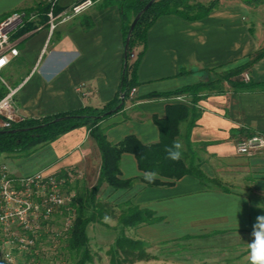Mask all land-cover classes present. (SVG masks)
I'll use <instances>...</instances> for the list:
<instances>
[{
	"label": "crops",
	"instance_id": "obj_1",
	"mask_svg": "<svg viewBox=\"0 0 264 264\" xmlns=\"http://www.w3.org/2000/svg\"><path fill=\"white\" fill-rule=\"evenodd\" d=\"M75 1L58 0L57 11ZM94 1L87 11L58 23L51 33L45 21L16 38L19 54L7 67L17 87L19 115L42 117L83 106L100 107L116 94L124 51L121 0ZM38 2L42 0H0V19ZM88 20L91 26L85 28L83 22ZM262 46L264 0L257 5L220 0L198 20L159 16L147 30L136 71V99H127L119 112L103 122L107 139L117 143L131 134L144 144L157 142L159 132L152 117H162L168 104L179 103L167 93L206 79L205 69L241 65ZM141 48L136 46L135 53ZM181 68L191 72L180 74ZM244 72L249 80L264 82V57ZM151 94L156 96H147ZM196 107L199 117L190 131L188 157L226 190L190 175L177 180L158 176L165 183L147 185L141 181L145 172L139 170L134 155L125 152L120 156V176L133 179L132 185L113 192L123 201L151 210L156 218L137 225L135 239L155 246L180 243L190 250L242 249L239 254L246 256L253 224L264 216V155L238 154L235 143L246 129L264 133V90L232 92L225 84L223 92L202 94ZM179 128L183 132L185 122ZM178 141L186 151L183 139ZM20 160H5L11 174L79 171L81 176L74 181L89 187L100 168L99 151L84 126Z\"/></svg>",
	"mask_w": 264,
	"mask_h": 264
},
{
	"label": "trees",
	"instance_id": "obj_2",
	"mask_svg": "<svg viewBox=\"0 0 264 264\" xmlns=\"http://www.w3.org/2000/svg\"><path fill=\"white\" fill-rule=\"evenodd\" d=\"M149 1L121 0L119 3L123 44L125 46L127 38L128 44L123 51V64L118 90L111 100L100 107L83 106L42 117H24L12 123L10 127L0 130V159L2 156H12L14 158L28 156L39 147L52 142L61 134L80 126H84L93 139L100 154L99 174L92 186L75 193L72 201L74 217L69 237L66 240L67 253L77 254L78 259L74 264H85L91 260L87 247L86 227L88 223L101 220L105 216L104 208L96 200L100 187L105 184L113 190H121L129 189L132 185L133 179L120 176L119 161L122 153L133 154L139 170L143 172L154 171L158 173L159 177L172 180L190 175L197 178L202 184H214L226 190V187L218 180L207 177L200 169L199 164H195L188 157V152L191 151L190 131L199 117L196 103L202 94L223 92L225 90L224 84H227L232 92L264 90V82L243 81L240 78L242 72L250 69L255 62L264 57V46H262L249 55L246 62L228 69L217 78L207 76L204 80L167 93V95L182 93L187 95L191 106L188 107L182 103L168 104L162 117H152L159 132L157 142L144 144L131 134L126 135L117 143L110 142L106 137L107 127L103 125V122L109 116L119 112L127 99L132 101L136 99L133 96L129 97L128 93L132 87L138 84L136 71L143 54L147 30L150 26L159 16L167 14H174L186 20H198L208 15L218 5V0H209L206 3L200 0H153L148 8L141 13L129 33L132 19ZM243 1L250 5H257L262 0ZM33 8H36L39 12V19L36 24L45 22L47 5L38 2ZM36 24L33 22L26 23L13 34V37L17 38L24 32L32 30ZM83 25L85 28H89L91 21H84ZM138 45H141L142 48L138 53H134V48ZM132 53H134L133 58L130 57ZM208 70L210 69H205V72ZM187 72H191V70L181 68L179 71L180 74ZM4 94L5 89L0 87V98ZM121 95H124L123 103L117 110H114L121 101ZM147 96L152 97L156 94ZM182 122H185L183 132L179 128ZM254 133L256 132L246 129L243 137ZM179 138H182L186 144V151L181 149V159L173 161L167 158L166 148L171 147L173 142L178 141ZM141 181L147 185L165 183L159 179L149 183L144 177L141 178ZM154 220L156 218L151 210L140 208L128 200L124 201V207L117 217V222L123 228L149 224ZM144 247L143 240L130 238L121 232L108 251L109 264H126L142 259L145 256Z\"/></svg>",
	"mask_w": 264,
	"mask_h": 264
},
{
	"label": "built area",
	"instance_id": "obj_3",
	"mask_svg": "<svg viewBox=\"0 0 264 264\" xmlns=\"http://www.w3.org/2000/svg\"><path fill=\"white\" fill-rule=\"evenodd\" d=\"M58 0H42L47 5L45 12L48 31L51 33L58 23L82 14L93 6L94 0H77L67 8L57 11ZM39 12L14 10L0 19V87L5 94L0 98V130L24 117L14 105L17 87L11 86L2 72L19 54L17 40L13 34L26 23H37ZM39 28V25L33 29ZM134 57V53L130 55ZM241 80L248 81L247 72ZM83 84L76 86L81 91ZM135 87L129 90L132 97ZM176 102L189 105L185 94H174ZM238 154L264 155V133L242 137L235 143ZM81 176L79 171L49 173L37 171L28 175H13L5 164H0V264H60V250L66 254V240L74 217L72 207L75 192L72 182Z\"/></svg>",
	"mask_w": 264,
	"mask_h": 264
},
{
	"label": "rangeland",
	"instance_id": "obj_4",
	"mask_svg": "<svg viewBox=\"0 0 264 264\" xmlns=\"http://www.w3.org/2000/svg\"><path fill=\"white\" fill-rule=\"evenodd\" d=\"M200 1L206 3L209 0ZM219 2L220 0H218V3ZM8 69L7 67L2 72V75L11 86H14V83H11ZM228 69L227 67L211 68L205 73L206 76L217 78ZM14 105H17L15 97ZM25 157L27 156L20 157V161L24 162ZM7 158L14 157L2 156L0 164H5L4 162ZM70 186L75 193L89 188L85 183L80 184L75 181H73ZM113 191L115 190L111 191V188L103 184L96 195L97 202L104 208L105 216L101 220L87 224V247L90 252L91 260L85 264H109L108 251L113 246L115 238L123 232L124 235L135 239L134 236L138 233L134 231L135 227L123 228L117 222V217L124 207V201L122 195L114 193ZM141 240L145 243L144 258L126 264H249V254L246 256L239 254L242 249L190 250L184 247V244L180 243L155 246L145 242L143 238ZM60 252L62 256L60 264H74L78 259L76 253L69 254L66 252L65 254L63 249H61Z\"/></svg>",
	"mask_w": 264,
	"mask_h": 264
},
{
	"label": "clouds",
	"instance_id": "obj_5",
	"mask_svg": "<svg viewBox=\"0 0 264 264\" xmlns=\"http://www.w3.org/2000/svg\"><path fill=\"white\" fill-rule=\"evenodd\" d=\"M182 147L183 145L179 141L173 142L171 147L166 148L167 158L173 161L180 160ZM142 175L149 183L158 178V173L154 171L145 172ZM251 236L252 239L248 243L249 264H264V216H258L256 218Z\"/></svg>",
	"mask_w": 264,
	"mask_h": 264
},
{
	"label": "water",
	"instance_id": "obj_6",
	"mask_svg": "<svg viewBox=\"0 0 264 264\" xmlns=\"http://www.w3.org/2000/svg\"><path fill=\"white\" fill-rule=\"evenodd\" d=\"M152 1H153V0H150V1H149V2L143 7V9H142L141 11H139V12L135 15V17L132 19L131 24H130V27H129V33H130L131 30L133 29L134 24H135V22L138 20V18H139V16L141 15V13H142L143 11H145V10L148 8V6L152 3ZM127 44H128V38L126 39V44H125L124 48L127 46ZM123 96H124V95H121V96H120L121 101H120V103L114 108V110H117V109L121 106V104L123 103Z\"/></svg>",
	"mask_w": 264,
	"mask_h": 264
},
{
	"label": "snow or ice",
	"instance_id": "obj_7",
	"mask_svg": "<svg viewBox=\"0 0 264 264\" xmlns=\"http://www.w3.org/2000/svg\"><path fill=\"white\" fill-rule=\"evenodd\" d=\"M0 63H2V62H0Z\"/></svg>",
	"mask_w": 264,
	"mask_h": 264
}]
</instances>
